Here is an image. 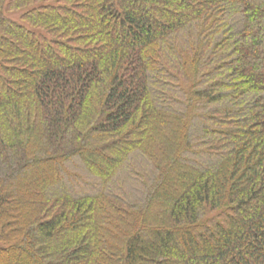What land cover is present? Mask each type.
Masks as SVG:
<instances>
[{"label":"trees","instance_id":"16d2710c","mask_svg":"<svg viewBox=\"0 0 264 264\" xmlns=\"http://www.w3.org/2000/svg\"><path fill=\"white\" fill-rule=\"evenodd\" d=\"M0 264H264V0H0Z\"/></svg>","mask_w":264,"mask_h":264}]
</instances>
